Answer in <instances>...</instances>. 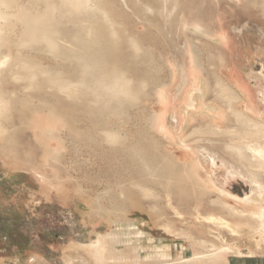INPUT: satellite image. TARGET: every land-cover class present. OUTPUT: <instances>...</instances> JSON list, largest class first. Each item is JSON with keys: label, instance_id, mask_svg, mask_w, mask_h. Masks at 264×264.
<instances>
[{"label": "rangeland", "instance_id": "374dc122", "mask_svg": "<svg viewBox=\"0 0 264 264\" xmlns=\"http://www.w3.org/2000/svg\"><path fill=\"white\" fill-rule=\"evenodd\" d=\"M103 1L121 38L130 37L141 50L151 51L153 70H146V64L138 70H123L136 83L148 79L145 92L129 111L106 118L90 117L74 103L58 105L50 134L33 123L36 116L27 100L26 81L17 83L13 72L6 75L1 88L6 104L0 115V264H156L151 249H143L152 236L157 243L184 245L188 253L228 247L226 259L232 264H264V232H257L261 221L248 218L245 224L229 210L242 209L244 203L236 197L250 195L253 186L223 165L213 167L201 155L212 148L219 158L228 160L223 147L230 137L203 135L197 122L182 132L183 137L193 132L188 143L217 184L234 197L224 201L218 192L204 195L181 177L184 151L160 136L150 122V114L160 108L155 95L158 85L171 87L181 102L191 59L186 42H191V51L196 49L197 65L208 82L205 100L209 103L227 104L218 91H233L228 82L234 63L247 78L252 71L264 73V0H178L171 17L156 0ZM196 22L213 32L222 28L228 33L233 53L230 47L188 30ZM9 44L6 34L0 39V52ZM126 51L125 45L118 59ZM169 59L178 66L174 82ZM15 72L24 76L28 71ZM249 81L259 99L253 84L256 76ZM233 105L243 111L241 101ZM39 114L41 120L47 119L48 113ZM245 123L249 129L254 127L253 121ZM110 129L116 133L107 139L104 131ZM208 144L212 145L207 148ZM133 203L139 207L135 209ZM197 211L223 217L232 228L203 217L200 221ZM133 224L145 232L143 245L129 239ZM102 238L105 250L96 247Z\"/></svg>", "mask_w": 264, "mask_h": 264}, {"label": "bare ground", "instance_id": "6f19581e", "mask_svg": "<svg viewBox=\"0 0 264 264\" xmlns=\"http://www.w3.org/2000/svg\"><path fill=\"white\" fill-rule=\"evenodd\" d=\"M156 1L164 4L168 17H171L174 10L178 8V0ZM103 3V0H0V25L5 27V30L0 28V39L5 38L6 34L10 39L9 46L0 52V115L3 112L2 107L6 104L5 92L1 89L2 83L10 72L15 73L14 79L17 83L20 80L26 81L27 100L35 112L33 117H36L32 120L37 130L50 134L55 129L54 116L58 105L74 103L90 117L105 118L120 115L122 111L127 112L134 106V103L144 94L145 81L148 79L145 77V81L136 83V79L126 74V71L124 73L123 70H138L143 64H146L144 66L146 70H153L151 69L153 60L150 57L152 54L151 51L146 52L143 48L145 52H141V47L137 46L130 37L126 38L127 40L121 38L117 25L115 26L114 20ZM182 26L183 31H186L187 25L183 22ZM188 30L229 47L230 38L222 28L218 32H213L201 22H196ZM190 44V41L185 43V49L191 59L185 70L184 88L182 87L184 91L179 98L181 102L176 99L174 93L172 94L171 87L158 85L155 88L157 96L155 97L160 108L158 107V111L150 114L151 126L170 144H177L184 151L185 160L182 162L181 177L194 188H198L202 194L208 195L216 191L219 194L218 197L224 201L226 198L233 197L225 187L217 184L213 179L212 174L205 169V162H209L215 168L223 165L228 172L239 175L251 183L253 188L250 195L236 197L237 201L244 203L243 208L232 207L229 210L245 224L248 218L260 220L263 226L257 228V232L263 233V70H259L257 74H254V71L250 73L256 76L262 107L260 103L257 104L256 92L249 81L251 75L249 74L248 78L244 77L245 79L239 77L241 69L237 66L233 70L235 81L233 82L235 88L231 87L233 91L216 90L220 97L226 98L227 104L209 103L205 100L209 89L208 82L197 65L200 62L196 57V49L193 47L191 51ZM125 45L127 51L123 54L124 58L118 59L120 58L119 50L125 48ZM191 54L195 56L192 57ZM114 59L115 62L112 61ZM168 61L170 70L173 72L172 82H174L177 79L178 66L172 60ZM138 65L140 66L137 67ZM15 70L28 72L22 76ZM23 82L20 84H25ZM235 100L242 102L243 111L234 108ZM40 110L48 113L45 115L47 119L41 120ZM246 120L253 121L254 127L250 125L252 128L249 129L246 126ZM194 122H197V128L201 127L198 130L203 135L207 133L218 137L223 135L230 137L226 145H223L225 153L229 156L228 160L219 158L212 148H208L212 144L206 145L207 151L201 154L205 162L197 156L187 141L188 136H193V132L182 136V132ZM176 126L179 128L175 130ZM203 126L208 127L207 131L203 130ZM0 129L3 130V126ZM104 133L105 138L112 139L116 131L114 133L110 129L105 130ZM196 140H202V137ZM144 162L147 163V161ZM236 163L237 166H235ZM133 207L136 209L139 205L133 203ZM201 217L207 222L232 228L229 220L215 214L201 215L197 211V219L201 221ZM131 228L133 233L130 231L129 239H134L135 243L143 245V242L147 241L145 232L138 224L131 225ZM117 235L121 236V234ZM105 241L102 238L96 247H102L105 250ZM145 247L151 249V258L156 264H232L226 259L227 253L230 252L228 247L216 252L210 249L202 253H188L184 245L162 241L157 243L153 236L143 245V249ZM136 251L141 253L142 250L138 248Z\"/></svg>", "mask_w": 264, "mask_h": 264}, {"label": "crops", "instance_id": "0c3cea01", "mask_svg": "<svg viewBox=\"0 0 264 264\" xmlns=\"http://www.w3.org/2000/svg\"><path fill=\"white\" fill-rule=\"evenodd\" d=\"M230 44L231 43H229V47L232 49V52L231 53H233V51H234V48L233 47H231L230 46ZM221 45H223V44H221ZM224 47L226 48V47H228L227 45L225 46L224 45ZM235 56V55H234ZM236 66H238L239 67V65L237 64V63H234L233 65H231V67H229V74H230V80H229V84L231 85V87L233 86L234 87V83L233 82H235L234 81V78H233V75H234V72H233V70H234V68H236ZM240 68V67H239ZM202 70V69H201ZM239 77H241V78H243V79H245V78H247V77H245L244 75H243V73L241 72V70H239V75H238ZM245 77V78H244ZM253 84H255V86H257V84H258V82L256 81L255 83H253ZM252 86V85H251ZM253 87V89H254V86H252ZM235 88V87H234ZM256 89V88H255ZM254 89V90H255ZM257 90H258V88H257ZM259 93V92H258ZM257 95H259V94H257ZM256 100H257V104L259 105V103H260V98L259 99H257L256 98ZM263 105H262V103H260V107H262Z\"/></svg>", "mask_w": 264, "mask_h": 264}]
</instances>
